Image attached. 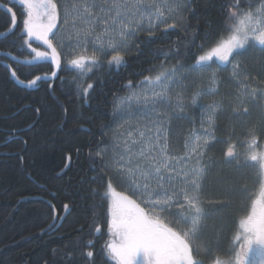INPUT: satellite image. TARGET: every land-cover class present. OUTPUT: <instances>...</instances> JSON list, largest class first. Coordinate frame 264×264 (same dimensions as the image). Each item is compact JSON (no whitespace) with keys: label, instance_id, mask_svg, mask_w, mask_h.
Returning <instances> with one entry per match:
<instances>
[{"label":"snow or ice","instance_id":"6c2138e0","mask_svg":"<svg viewBox=\"0 0 264 264\" xmlns=\"http://www.w3.org/2000/svg\"><path fill=\"white\" fill-rule=\"evenodd\" d=\"M190 2L19 0L24 9L22 47L34 54L26 58L23 66L50 61L51 76L55 77L61 68L65 39L74 38L71 58L66 63L82 78L94 68L103 67L105 61L109 68L119 69L127 64L125 57L133 50L134 36L146 31L148 39L143 43L149 44L161 24L165 25L161 35L182 26L181 22L187 20L186 11H191L187 8ZM225 7V23L210 47H205L210 40L206 29L202 43L197 45L200 54L190 63L177 61L170 67L164 63L159 69L150 67L146 70L150 75L135 83L129 80L122 86L128 90L127 95L114 97L112 119L123 123L113 131L110 145L95 152L104 171L93 177L94 182L101 183L90 189V194L93 208L100 210L94 215L102 219L94 222L91 238L82 245L76 241V246L83 248L80 255L84 264H96L95 242L104 235L105 223L109 239L99 249L101 264H205V259L207 264H264V146L258 143V130L254 127L249 131L248 150L241 158L230 137L221 141L216 136L217 117L225 108L226 97L207 105L198 104L201 97L219 93L218 73L231 65L230 79L238 86L235 95L227 97L231 113L248 114L251 108H258L264 118V87L250 82L256 77H250L245 62L237 59L249 50L264 58V0H228ZM0 8L11 14L8 30L11 32L17 24V15L8 3L0 4ZM170 18H175L172 23L167 22ZM196 35L198 26L191 43H195ZM33 40L46 46L45 49L33 47ZM89 44L93 49L91 55ZM155 51L162 53L165 60L173 51L180 53L178 46ZM135 52H140L139 43ZM188 52L185 45V57ZM9 69L11 77L27 87L46 79L36 75L25 82L16 70L11 66ZM257 72L264 74V62ZM197 77L209 85L199 87L191 96V104L200 110V130L193 127L188 132L183 154L176 155L170 144L171 123L187 119L185 92ZM93 88V83L86 87L80 84L78 95L87 100ZM173 89L177 90L174 94ZM137 113L139 119L132 125V117ZM214 142L225 145L218 159L208 155ZM217 165H232L238 171L254 168L258 188L249 190L245 185L239 189L247 194L249 203L242 207L235 221L227 249L220 251L217 240L215 247L204 248L205 258L198 254L195 244L206 229L208 218L222 212L229 203L227 198L212 200L204 195L205 181ZM224 191L229 194L231 189L225 187ZM69 207L67 203L63 205L65 213ZM50 210L53 218H58L56 205L50 204Z\"/></svg>","mask_w":264,"mask_h":264},{"label":"trees","instance_id":"16d2710c","mask_svg":"<svg viewBox=\"0 0 264 264\" xmlns=\"http://www.w3.org/2000/svg\"><path fill=\"white\" fill-rule=\"evenodd\" d=\"M4 3L13 7L17 24L9 32L11 14L0 8V264H84L80 255L83 248L77 247L76 241L82 245L91 238L94 222L102 219L94 215L100 210L93 208L90 189L100 186L101 182H94L93 177L104 171L95 152L110 145L117 127V119H112L114 97L127 95L128 90L122 86L129 80L135 83L150 75L146 71L150 67L159 69L162 63L170 67L177 61L190 63L200 54L197 45L202 43L206 29L210 40L205 47H210L225 23L228 0H191L187 5L191 11H186L187 20L181 22L182 26L166 35H161L164 27L159 28L152 43H143L148 39L147 32H140L132 39L133 50L125 57L126 66L109 68L105 62L103 67L82 78L77 70L62 62L54 78L42 79L33 88L17 83L11 77L9 66L26 82L36 75H50L52 65L45 62L23 66L26 58L32 56L26 46L22 47L24 9L19 0H0V4ZM197 26L199 35L191 43ZM137 43L140 44L138 54ZM185 45L189 49L187 57ZM177 46L179 55L173 51L167 60L155 51ZM237 59L245 62L250 77H256L250 82L264 87V74L257 72L264 58L249 50ZM230 73L228 68L218 73L219 93L213 96L215 100L226 97L225 106L227 97L234 96L238 87L230 79ZM89 83L94 88L85 100L78 95V85L86 87ZM206 84L207 81L197 77L187 91L192 94ZM217 121L216 136L221 141L230 137L237 147L242 140L251 139L249 131L255 127L258 143L264 146V118L258 108L239 116L231 115L230 109L225 108ZM191 126L188 118L172 122L170 144L180 155ZM224 148L223 143H216L211 156L218 159ZM253 181L256 175L253 179L248 170L238 171L232 165L212 168L204 195L212 200L227 198L229 203L208 220L210 228L201 236L204 239L200 244L201 257L206 258L204 248L215 247L217 240L220 251L227 249L235 221L242 207L249 203L247 194L239 189L246 185L249 190H255ZM225 187L231 189L229 194L225 193ZM65 203L70 206L67 213L63 209ZM50 204L56 205L58 217L67 216L58 229L45 233L54 222ZM102 227L104 235L95 242L96 264H101L99 249L109 239L106 223Z\"/></svg>","mask_w":264,"mask_h":264},{"label":"rangeland","instance_id":"374dc122","mask_svg":"<svg viewBox=\"0 0 264 264\" xmlns=\"http://www.w3.org/2000/svg\"><path fill=\"white\" fill-rule=\"evenodd\" d=\"M173 19H175V18H170V19H168V23H172L173 22ZM147 26V22L145 21V27ZM163 27H165V25L164 24H161L156 30H158L159 28H163ZM141 32H146V31H141ZM133 39V38H132ZM72 43H74V38H73V40L72 41H69L68 39H65V46L63 47V49L61 50L62 51V62L63 63H65V64H67L66 63V61H67V59L68 58H71V54H72V47L70 46ZM32 46L33 47H39L41 50H44L45 49V47L46 46H44V45H42L40 42H38V41H32ZM92 51H93V49H92V45L91 44H89L88 45V54L89 55H91L92 54ZM32 55H34V54H32ZM23 60V59H22ZM50 62V61H49ZM48 62V63H49ZM106 62V61H105ZM38 63H45V61H34L33 62V64H38ZM97 68H100V67H97ZM228 72H231V65H229L228 67ZM94 69H96V68H94ZM93 69V70H94ZM57 72H58V70H57ZM42 77H44V76H42ZM52 79V78H54V77H52L51 76V74L50 75H47L46 76V79ZM84 78V77H83ZM21 85H23V86H25V87H27L26 86V84H21ZM206 87L205 88H207L209 85H208V83L205 85ZM34 87V86H33ZM33 87H28V88H33ZM175 91H177L176 89H173V94L175 93ZM193 94V93H192ZM192 94H191V92H189V91H186L185 92V101H184V103H185V112H186V115L187 116H189V117H187L189 120H190V122L192 123V126H191V129L193 128V127H195L196 128V130L197 131H199L200 130V110H199V107L198 106H193L192 104H191V96H192ZM213 100H215L214 99V97L213 96H204V97H201L200 99H199V101H198V104H204V105H207L208 103H210V102H212ZM225 108H227V109H230V111H231V108H230V106H229V104L227 103L226 104V106H225ZM224 108V109H225ZM222 111H224V110H222ZM221 111V112H222ZM231 115H233L232 113H231ZM239 116V115H238ZM139 119V116H138V113L136 114V115H134L133 117H132V120H131V124L132 125H135L136 124V122H137V120ZM193 120H195V125H193ZM173 122V121H172ZM121 123H123L121 120H119V119H117V127H118V125L119 124H121ZM171 126H172V123H171ZM117 127H116V129H117ZM135 135V134H134ZM249 141V139H246V140H242V142L236 147V152L239 154V156L241 157V158H243V156H244V154L247 152V142ZM215 144H216V142H214L211 146H210V148H209V150H208V155H211L210 153H211V151H212V149L214 148V146H215ZM224 145V144H223ZM172 147V146H171ZM224 147H225V145H224ZM172 149V151H173V153L174 154H176V155H180L179 154V151L178 150H176L174 147H172L171 148ZM109 158H110V156H111V153L109 152ZM250 169V170H249ZM212 170V169H211ZM245 171V170H248V171H250V175H251V177H253V179H254V174L256 175V170L254 169V168H251V167H249L248 169L247 168H245V169H240V171ZM210 173H211V171L209 172V175H210ZM209 175H208V177H209ZM208 180V179H207ZM207 180L205 181V183L207 182ZM254 182V184H255V186H257V188H258V181H257V177H256V181H253ZM118 190H121L119 187H118ZM205 190V189H204ZM210 219V217L208 218V220ZM208 220L206 221V223H207V227H206V229H205V231H207L208 230V228H210V226H209V223H208ZM202 236H204V232L202 233ZM202 238V237H201ZM199 239L197 242H196V244H195V247L197 248V250H198V254L200 255V254H202L201 253V246H200V244L202 243L201 242V240L204 242V239ZM205 264H207V263H205Z\"/></svg>","mask_w":264,"mask_h":264},{"label":"water","instance_id":"95a60500","mask_svg":"<svg viewBox=\"0 0 264 264\" xmlns=\"http://www.w3.org/2000/svg\"><path fill=\"white\" fill-rule=\"evenodd\" d=\"M3 10H6V9H4L3 8ZM66 214L63 216V218L62 219H59V217L58 218H56V219H54V222L52 223V225L45 231V233H47L48 231H51L53 228H55L56 227V229H58L62 224H63V222H64V220H65V218H66ZM55 229V230H56Z\"/></svg>","mask_w":264,"mask_h":264}]
</instances>
